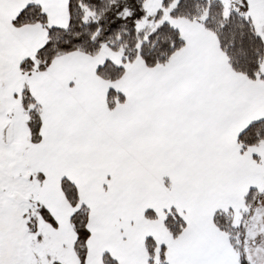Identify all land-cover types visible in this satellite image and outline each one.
<instances>
[{"label":"snow or ice","instance_id":"snow-or-ice-1","mask_svg":"<svg viewBox=\"0 0 264 264\" xmlns=\"http://www.w3.org/2000/svg\"><path fill=\"white\" fill-rule=\"evenodd\" d=\"M0 264H264V0H0Z\"/></svg>","mask_w":264,"mask_h":264}]
</instances>
